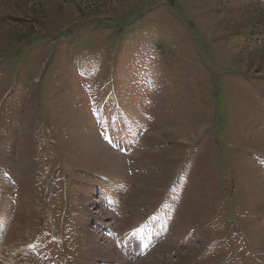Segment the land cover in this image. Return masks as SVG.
I'll list each match as a JSON object with an SVG mask.
<instances>
[{
	"label": "rangeland",
	"instance_id": "rangeland-1",
	"mask_svg": "<svg viewBox=\"0 0 264 264\" xmlns=\"http://www.w3.org/2000/svg\"><path fill=\"white\" fill-rule=\"evenodd\" d=\"M72 259L264 264V0H0V264Z\"/></svg>",
	"mask_w": 264,
	"mask_h": 264
}]
</instances>
